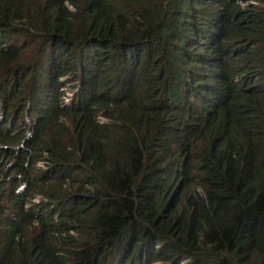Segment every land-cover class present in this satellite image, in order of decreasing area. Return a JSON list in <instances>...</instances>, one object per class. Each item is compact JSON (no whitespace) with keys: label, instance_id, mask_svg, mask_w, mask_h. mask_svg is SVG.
Masks as SVG:
<instances>
[{"label":"trees","instance_id":"1","mask_svg":"<svg viewBox=\"0 0 264 264\" xmlns=\"http://www.w3.org/2000/svg\"><path fill=\"white\" fill-rule=\"evenodd\" d=\"M154 263L264 264V0H0V264Z\"/></svg>","mask_w":264,"mask_h":264},{"label":"clouds","instance_id":"2","mask_svg":"<svg viewBox=\"0 0 264 264\" xmlns=\"http://www.w3.org/2000/svg\"><path fill=\"white\" fill-rule=\"evenodd\" d=\"M67 85H68V87L65 88V86H67ZM69 87H70V83L68 82V83H66L65 85H63V86L61 87V90L67 92ZM71 92H72V91H71ZM41 165H42V163H41L40 161H38V162H37V166H41ZM32 201L37 202V201H38V198H37V197H34V198L32 199ZM154 264H156V263H154Z\"/></svg>","mask_w":264,"mask_h":264},{"label":"rangeland","instance_id":"3","mask_svg":"<svg viewBox=\"0 0 264 264\" xmlns=\"http://www.w3.org/2000/svg\"><path fill=\"white\" fill-rule=\"evenodd\" d=\"M67 86H65V88H67ZM71 95V91L68 89V91L66 92V98L64 99V105H66V103L68 102L69 100V96Z\"/></svg>","mask_w":264,"mask_h":264}]
</instances>
